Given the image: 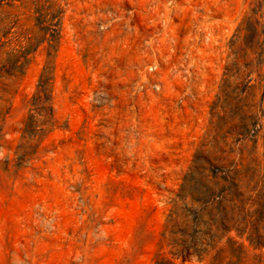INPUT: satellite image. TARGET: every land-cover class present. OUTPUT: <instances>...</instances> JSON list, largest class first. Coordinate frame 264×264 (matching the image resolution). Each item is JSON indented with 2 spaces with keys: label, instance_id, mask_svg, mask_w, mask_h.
I'll return each mask as SVG.
<instances>
[{
  "label": "rangeland",
  "instance_id": "rangeland-1",
  "mask_svg": "<svg viewBox=\"0 0 264 264\" xmlns=\"http://www.w3.org/2000/svg\"><path fill=\"white\" fill-rule=\"evenodd\" d=\"M0 264H264V0H0Z\"/></svg>",
  "mask_w": 264,
  "mask_h": 264
},
{
  "label": "trees",
  "instance_id": "trees-1",
  "mask_svg": "<svg viewBox=\"0 0 264 264\" xmlns=\"http://www.w3.org/2000/svg\"><path fill=\"white\" fill-rule=\"evenodd\" d=\"M40 86L43 87V84H40ZM43 92H44V90H43ZM34 100H35L36 104H33V105H38L41 102L42 98L40 97V95H38V97L34 98ZM36 107H34L33 109H37ZM196 251H200V250H196Z\"/></svg>",
  "mask_w": 264,
  "mask_h": 264
}]
</instances>
